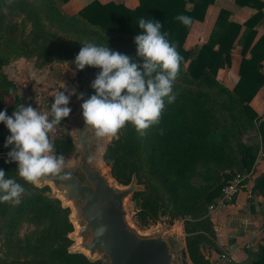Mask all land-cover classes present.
<instances>
[{
    "label": "trees",
    "instance_id": "1",
    "mask_svg": "<svg viewBox=\"0 0 264 264\" xmlns=\"http://www.w3.org/2000/svg\"><path fill=\"white\" fill-rule=\"evenodd\" d=\"M41 1L46 11L44 18L65 34L123 51L137 63H142L136 57L134 43V37L140 33L139 19H153L162 24L161 32L168 34L167 39L182 57L173 86L175 100L165 103L159 123L144 135L126 124L106 146L102 160L119 186L127 187L135 180L137 186L144 187L130 199L140 224L165 216V197L172 210L171 221L184 219L185 253L189 262L212 264L202 253V248L216 249V230L208 207L228 181L236 174L248 175L258 154L264 153V112L258 116L249 105L264 87V34L254 43L255 28L264 20V4L259 0H235L239 7L255 9L256 13L240 25L230 20V12L220 10L206 43L185 50L183 45L193 24L204 21L206 10L215 0H138L134 9L93 0L75 15H68L62 9L70 0ZM0 7L7 11L0 10V111L6 110L11 116L21 104L15 82L3 71L11 57L35 59V66L43 68L50 63H72L80 49H73L48 30L43 15L28 2L0 0ZM19 15L23 16L20 20ZM178 15L191 17L192 23L183 25L176 19ZM235 42L241 55L239 80L229 90L225 80ZM219 70L224 72L220 81ZM99 71L85 66L76 72L78 81L85 87L89 85L91 94H95L90 87L94 79L89 75ZM65 121L66 118L56 126H62ZM8 135L5 125L0 123V169L20 183L25 192L19 204L0 202V241L11 244L23 224L36 227L48 220L52 226L50 246L35 260L24 264H102L100 260L91 261L84 253L69 250L73 245L68 237L73 232L68 220L70 209L49 196L46 186L37 187L20 178L15 162L5 163L10 151V147H4ZM52 143L55 153L63 154L64 158L73 149L68 136ZM141 170L146 173L144 177ZM145 178L149 179L148 183ZM256 192L264 199V172L254 181L251 194ZM249 264H264L263 243Z\"/></svg>",
    "mask_w": 264,
    "mask_h": 264
},
{
    "label": "clouds",
    "instance_id": "2",
    "mask_svg": "<svg viewBox=\"0 0 264 264\" xmlns=\"http://www.w3.org/2000/svg\"><path fill=\"white\" fill-rule=\"evenodd\" d=\"M183 25L192 23L185 15L176 17ZM140 33L134 37L137 63L127 54L113 51L106 45L85 42L72 63L73 76L85 66L98 68L90 87L93 95L84 99V93L64 87L52 97L51 118L31 105H19L11 116L0 111V123L9 135L4 147L9 148L5 163L15 162L16 173L27 183L60 173L64 165L63 154L57 155L49 133L67 118L71 96L83 100L81 115L85 125L95 130L97 137H115L119 130L131 124L144 135L151 126L159 123L165 103L175 100L174 82L178 78L182 57L176 46L162 33V24L153 19L138 21ZM12 90L9 89V92ZM24 187L9 178L0 169V202L20 203Z\"/></svg>",
    "mask_w": 264,
    "mask_h": 264
},
{
    "label": "rangeland",
    "instance_id": "3",
    "mask_svg": "<svg viewBox=\"0 0 264 264\" xmlns=\"http://www.w3.org/2000/svg\"><path fill=\"white\" fill-rule=\"evenodd\" d=\"M11 1H25L33 5L43 18L46 13L44 4L41 0H11ZM0 10L6 13L7 11L0 7ZM17 12H15L16 14ZM22 15L18 16V19H22ZM44 25L47 29L56 33L60 38L65 40V42L71 46L73 49H80L81 46L86 42L82 39L72 38L70 35L65 34L57 26H54L48 18H44ZM125 53V52H120ZM75 70V65L69 62L63 63H50L43 68H38L35 66V59H25L23 57H11L7 65L3 68L6 76L15 82L17 86V96L20 100L21 105L28 106L31 105L33 108H36L41 114H47L50 117V105L53 102V95L58 91H63L64 87L68 89H73L77 93H84V99H87L89 96L93 95L88 92L89 85L87 87L83 86L77 79L76 73L73 76V71ZM230 78L234 81L237 80V63L233 62L232 67L229 72ZM90 79H94L96 73H92ZM224 76V73L219 74V79L221 80ZM90 82V81H89ZM258 99L264 101V89H261L257 94ZM83 103V100H78L75 95L71 96L70 103L68 107L72 109L70 115L66 118V121L62 126H55L52 132L49 133V139L53 142L55 139L68 136L74 141L75 138V129H81L86 126L84 124L80 105ZM89 134L95 135V130L90 129ZM118 135V134H117ZM100 137L98 141L93 144L92 151L95 155L89 160V167L97 169L102 175L106 177V181L113 183L118 186L119 189H124L127 187H122L117 184V182L111 177L110 167L106 165L102 156L106 149V146L111 142V140L117 137ZM80 156V150L75 148L72 154L66 155L64 158V165L58 174H73L81 177L78 171V160ZM140 175L144 177L146 174L145 171H139ZM55 174V175H58ZM149 178V177H148ZM145 178V182H149V179ZM133 184L136 183L135 180H132ZM38 185V184H36ZM136 185V184H135ZM46 186L49 190L47 193L52 198H57L60 200L63 207H68L70 209V214L68 216L69 222L73 226V232L68 235V237L73 241V245L69 249L71 252H79L78 247L89 241L88 234H84L80 239L75 238L74 236L78 234V230L84 226V223L78 221L79 213L77 208L72 203H65L61 198V190H59L55 184H44L37 187ZM154 188H156L155 185ZM137 191L144 189L143 186H137ZM163 197V196H162ZM131 198H127L124 201V207L127 211L126 221L128 225L137 231L142 236H157L158 232H153L154 230L168 231L165 232V236H169V242L172 248L173 254V264H191L185 253V245L182 247V231H183V218H175L171 221V207L168 202L165 200V216L161 217L159 220L151 221L147 220L146 225H142L136 219V208ZM182 226V227H181ZM51 223L48 220H43L38 226H34L31 223H25L20 227L16 234L13 237L11 244H6L3 241H0V263L6 264H24L25 262L33 261L39 257L49 246H50V235H51ZM74 233V234H73ZM184 235V233H183ZM185 236V235H184ZM91 261L100 260L102 264H106L107 259L99 251L95 254L94 258L88 257Z\"/></svg>",
    "mask_w": 264,
    "mask_h": 264
},
{
    "label": "water",
    "instance_id": "4",
    "mask_svg": "<svg viewBox=\"0 0 264 264\" xmlns=\"http://www.w3.org/2000/svg\"><path fill=\"white\" fill-rule=\"evenodd\" d=\"M77 140L84 148L78 167L81 178L73 174H51L37 184L55 183L62 190L63 198L74 202L78 221L84 223L77 237L88 234L89 241L82 247L90 258L100 251L107 259L106 264H173L172 248L165 231L154 230L157 236H142L126 221L124 201L137 191L136 185L131 183L119 189L109 184L97 169L87 166L88 151L79 136Z\"/></svg>",
    "mask_w": 264,
    "mask_h": 264
},
{
    "label": "crops",
    "instance_id": "5",
    "mask_svg": "<svg viewBox=\"0 0 264 264\" xmlns=\"http://www.w3.org/2000/svg\"><path fill=\"white\" fill-rule=\"evenodd\" d=\"M92 1L93 0H70L62 6V9L68 15H75ZM99 1L101 3L113 2L115 4H122L128 9H134L138 6V0ZM259 1L264 4V0ZM220 10L230 12V20L240 25H243L253 14L256 13L255 9L239 7L236 5L235 0H215V2L206 10L204 21L195 22L193 24L183 45L185 50H190L206 43ZM262 12L264 14V8ZM255 30L257 35L254 39V43L264 34V20L255 28ZM243 31L244 27H242L241 33ZM246 57H248V55ZM240 60V47L237 42H235L234 49L231 52V65L228 69L225 80V86L229 90H233L239 80L238 68ZM233 62L237 63L238 77L235 83H233L234 81L229 75ZM262 72L264 74V61L262 62ZM220 73L224 72L222 70L218 71V81H220ZM261 89H264V87ZM257 94L249 105L258 116H261L264 112V101L258 99ZM263 172L264 153L260 152L252 171L248 174L243 189L238 193L233 203L211 219L216 230V240L214 243L216 249L202 248V253L212 262V264H228V262H231L232 264H249L257 252H255V249L252 251H246L243 246L246 243H251L254 247L261 243L264 244V199L257 192L251 194L255 179ZM165 232L168 231L166 230ZM179 239L182 242L183 247L185 245L183 231L182 240L181 236L178 240Z\"/></svg>",
    "mask_w": 264,
    "mask_h": 264
},
{
    "label": "built area",
    "instance_id": "6",
    "mask_svg": "<svg viewBox=\"0 0 264 264\" xmlns=\"http://www.w3.org/2000/svg\"><path fill=\"white\" fill-rule=\"evenodd\" d=\"M247 177L248 175L243 176L236 174L230 181L227 182V184L222 188L220 196L208 207V215L211 219L233 203L238 193L243 189V185L247 180ZM258 247L259 245L254 247L251 243H246L243 246L246 251H252L255 249V252H258ZM228 264L232 263L228 262Z\"/></svg>",
    "mask_w": 264,
    "mask_h": 264
},
{
    "label": "flooded vegetation",
    "instance_id": "7",
    "mask_svg": "<svg viewBox=\"0 0 264 264\" xmlns=\"http://www.w3.org/2000/svg\"><path fill=\"white\" fill-rule=\"evenodd\" d=\"M91 128H92L91 126L86 125V126L82 127L81 129H75L74 130L75 131V138H74V141H72L73 149L69 154H72L74 152L75 148H78L80 150L78 165L80 163L81 158L84 155V148L82 146H80V144L78 143V140H77L78 136L81 138L82 143L86 146V149L88 151L89 156H88L87 161H86L87 166H89L88 163H89L90 158H92L95 155V153L92 151V149H93L92 147H93V144L100 139V137L89 134V131Z\"/></svg>",
    "mask_w": 264,
    "mask_h": 264
},
{
    "label": "bare ground",
    "instance_id": "8",
    "mask_svg": "<svg viewBox=\"0 0 264 264\" xmlns=\"http://www.w3.org/2000/svg\"><path fill=\"white\" fill-rule=\"evenodd\" d=\"M108 182V181H107ZM50 183H52V182H44L43 184H41V185H44V184H50ZM109 183V182H108ZM35 184H37V183H35ZM52 184H55V183H52ZM109 184H114V182L113 183H109ZM41 185H39V186H41ZM56 185V184H55ZM116 186V185H115ZM56 187H57V185H56ZM118 187V186H117ZM58 188V187H57ZM59 189V188H58ZM59 190H61V189H59ZM62 191V190H61ZM61 198L64 200V202L65 203H72L71 201H68V200H65L64 198H63V196H62V192H61ZM73 204V203H72ZM75 238H77V239H80V237H77L76 235L74 236V239ZM83 245V244H82ZM82 245H80L79 247H78V249H79V252H81V253H84L87 257H90L89 256V252L86 250V249H84L83 247H82ZM95 256V255H94ZM94 256L92 257V258H94Z\"/></svg>",
    "mask_w": 264,
    "mask_h": 264
}]
</instances>
